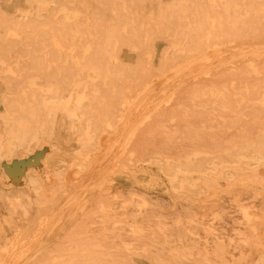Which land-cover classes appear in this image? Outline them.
<instances>
[{"label":"rangeland","instance_id":"1","mask_svg":"<svg viewBox=\"0 0 264 264\" xmlns=\"http://www.w3.org/2000/svg\"><path fill=\"white\" fill-rule=\"evenodd\" d=\"M263 244L264 0H0V264Z\"/></svg>","mask_w":264,"mask_h":264},{"label":"bare ground","instance_id":"2","mask_svg":"<svg viewBox=\"0 0 264 264\" xmlns=\"http://www.w3.org/2000/svg\"><path fill=\"white\" fill-rule=\"evenodd\" d=\"M70 13V12H69ZM20 18V17H19ZM221 19V18H220ZM130 20V19H129ZM106 21V20H105ZM104 21V22H105ZM108 21V20H107ZM218 22V21H217ZM216 24H218V23H216ZM44 27V26H43ZM160 27V26H159ZM218 27H219V24H218ZM41 28V27H40ZM162 28V27H161ZM213 28H214V26H213ZM219 33V32H218ZM209 34V33H208ZM208 36V35H207ZM216 36V35H215ZM208 39V38H207ZM244 42V41H243ZM60 45V44H59ZM201 45V44H200ZM217 45V44H216ZM210 46V45H209ZM256 46V45H255ZM211 47V46H210ZM213 47V46H212ZM230 48V47H229ZM206 49V48H205ZM245 49V48H244ZM259 50V49H258ZM205 51V50H204ZM224 53V52H223ZM255 53V52H254ZM259 53V52H258ZM191 55V59H192V55L193 54H190ZM243 55V54H242ZM177 56V55H176ZM258 57V56H257ZM172 58H174V56L172 57ZM182 60V59H181ZM184 60V59H183ZM217 60V59H216ZM166 63H168V62H166ZM247 63H249V62H247ZM235 65H237V63H235V61H234V66ZM251 65V64H250ZM158 66H160V63H159V65ZM165 66V65H164ZM233 66V67H234ZM238 66V65H237ZM164 71V70H163ZM165 72V71H164ZM163 72V73H164ZM190 72V71H189ZM212 74V73H211ZM198 76V75H197ZM69 102V101H68ZM78 104V103H77ZM262 144V143H261ZM256 160V159H255ZM7 171L9 172V173H11V174H15V171H16V167H14V168H12V167H8L7 168ZM16 177V176H15ZM13 179V178H12ZM15 179H17V178H15ZM15 182V181H14ZM102 209V208H101ZM246 237V236H245ZM257 244H258V242H257ZM264 245V244H263ZM94 257V256H93ZM261 260V259H260Z\"/></svg>","mask_w":264,"mask_h":264}]
</instances>
